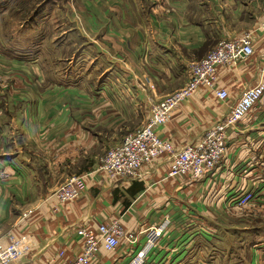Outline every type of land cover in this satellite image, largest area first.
I'll use <instances>...</instances> for the list:
<instances>
[{"label":"crops","instance_id":"crops-1","mask_svg":"<svg viewBox=\"0 0 264 264\" xmlns=\"http://www.w3.org/2000/svg\"><path fill=\"white\" fill-rule=\"evenodd\" d=\"M67 3L81 30L66 29L63 40H37L41 50L34 56L28 57L26 38L13 42L18 33L0 38V170L9 173L0 178V242L18 241L22 249L7 264L54 257L67 264L82 251L79 227L119 218L126 230L139 232L167 216L169 228L141 264H264V213L244 214L235 204L246 191L264 203V96L229 130L224 159L199 179L169 176L165 155L135 178L96 168L107 149L146 123L154 103L186 85L192 62L221 39L255 30L264 0ZM44 11L33 14L32 28ZM12 12L3 7L0 22ZM257 36L251 56L217 68L216 85L228 90L229 103L264 79V34ZM13 44L18 53L6 49ZM229 103L200 86L159 134L177 148L196 142L227 116ZM74 173L85 176L87 188L61 203L55 190ZM145 241L143 233L136 243L121 238L115 249L102 245L93 264H128Z\"/></svg>","mask_w":264,"mask_h":264},{"label":"built area","instance_id":"built-area-1","mask_svg":"<svg viewBox=\"0 0 264 264\" xmlns=\"http://www.w3.org/2000/svg\"><path fill=\"white\" fill-rule=\"evenodd\" d=\"M257 34H264V19L255 30L246 31L234 38L221 39L207 55L192 62L191 74L186 85L154 103L146 123L125 135L122 142L107 149L99 157L96 168L111 174L135 178L141 175L144 164L165 155L170 162L169 176L190 175L194 179H199L212 172L226 156L229 130L234 128L264 96V79L261 78L256 84L246 86L240 97L233 103H229L228 90L216 85L217 68L221 64H236L251 56L255 50ZM200 86L211 88L223 102L229 103V113L224 119L208 128L198 141L189 142L177 148L170 140L159 134V127L169 119L173 110L181 102L189 99ZM2 148L3 145L0 142V151ZM8 176L7 171L0 170V178ZM86 188L85 176L74 173L59 184L55 194L59 201L64 203L80 197ZM256 200L257 195L254 191H246L239 196L235 204L240 208H246L258 203ZM258 204L260 205L258 209L264 212V203ZM170 222L171 219L167 216L161 223L139 232L126 230L119 218L100 223L97 227H79L77 233L83 241L82 251L67 264H93L102 245L107 249H115L121 238L136 243L140 235L144 233L146 241L128 262V264H141L145 255L164 234ZM59 253L63 255L64 251L60 250ZM21 254L22 249L18 241H13L9 245L0 242V264H7ZM38 264L59 263L54 257Z\"/></svg>","mask_w":264,"mask_h":264},{"label":"rangeland","instance_id":"rangeland-1","mask_svg":"<svg viewBox=\"0 0 264 264\" xmlns=\"http://www.w3.org/2000/svg\"><path fill=\"white\" fill-rule=\"evenodd\" d=\"M67 1L68 0H57V1L56 0H0V18L3 11V7H12V11H13L12 15L6 16L4 21L0 22V38L4 39L3 34H6L7 36V35H13L14 32L18 33L16 37H13V42L17 40H22L25 42L24 39L26 38L28 40V47H27L28 57H31L37 53L36 52L37 50H41V47L39 46L40 44H37V40H50L49 38L51 39L54 38L55 40H63L66 38L68 32L66 31V29H69L70 31V28L73 29L72 31L77 33L76 29L81 30L82 22L77 18V16L75 17V15L73 14L74 11L67 3ZM39 9H42V11L46 9V11H44L45 13H42L41 16L37 17L39 19L38 24L36 25V27L34 26V28H32L33 26L31 27V24L34 25L35 19L33 21H30V19L33 16V14ZM19 11H22V13L19 14ZM10 13L11 10L9 11L8 14ZM1 23H6V26L9 24L10 31H8L7 29L8 27H5L7 33H4L2 31ZM22 23H26L29 29L26 31L25 36L20 37L18 31H19V26ZM80 32L82 33V31H79V33ZM22 34H24V32ZM6 49L12 52H16L17 50H19V47L18 44L17 45L13 44L12 47H7ZM43 49H45V52L47 53L50 52L48 54V57L51 58L50 55H52L53 52L50 51L51 47L48 44H45ZM18 52L19 51H17V53ZM31 60L32 59H30L29 61ZM63 64L66 70L68 61L64 60L63 63H61V66ZM259 207L260 205L258 203H255L249 207L241 208V212L244 214H249L251 212H261L258 209ZM242 242H244V240L234 239L235 245H239V243ZM245 244L246 245L244 246L247 247L248 243L245 242Z\"/></svg>","mask_w":264,"mask_h":264}]
</instances>
